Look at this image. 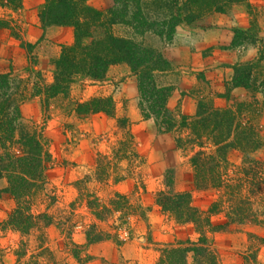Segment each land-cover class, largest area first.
Wrapping results in <instances>:
<instances>
[{"label":"trees","instance_id":"trees-1","mask_svg":"<svg viewBox=\"0 0 264 264\" xmlns=\"http://www.w3.org/2000/svg\"><path fill=\"white\" fill-rule=\"evenodd\" d=\"M245 2L247 0H111L109 8L98 10L91 7L88 0H46L40 15L44 26H71L75 40L63 47L54 64L52 83L43 82L38 72L37 83L33 85L30 77L17 82L13 71L0 74V176L6 178V191L17 203L14 212L0 224V229L28 235L36 228L41 229V225L48 228L55 220L48 213L33 212V201L45 190V172L53 159L45 137L38 130L31 131L23 126L21 104L39 99L45 119H50L51 102L63 97L74 105L70 111L80 119L100 113L116 119V103L112 98L75 102L70 100L69 93L78 78L83 77L90 83L105 82L109 68L117 64L130 66L137 78L139 108L144 120H152L160 132L173 136L176 148L188 158L195 189H213L219 195L207 210H200L194 206L192 193L174 192L172 178L165 175L167 191L156 194V205L176 225L193 226L198 238L162 250L161 261L188 264L191 257L193 264H220L212 235L246 223L264 225V208L261 211L252 209V199L264 196V160L250 156L263 147L254 122L257 116L252 117L250 107L242 103L215 108L200 102L194 116L173 112L168 107L173 88L158 83L159 75L168 72L170 64L157 49L134 38L154 35L169 44L179 26L207 30L212 27L213 14L226 13L232 5ZM21 7L22 0H0V9L12 13L7 16L0 13V31L17 30L19 33L20 27L13 15ZM116 26L126 27L133 37L116 35ZM249 33L234 30V45L240 44L237 36ZM15 37L20 38V33ZM23 45L30 51L34 49L31 44L23 42ZM254 67L253 64L236 65L233 86L251 89ZM243 114L250 116L241 117ZM116 120L119 128L127 129L132 137L128 118ZM232 150L249 154V159L240 174L229 178L223 172L228 166L227 155ZM98 163L99 170L101 163ZM122 180L118 177L116 182ZM51 199L54 204L55 198ZM95 215L101 219L100 215ZM218 215H224V221L215 224L213 218ZM86 235L89 244L104 238L89 232ZM258 241L260 245L255 254L244 253V264H263L258 253L264 247V239Z\"/></svg>","mask_w":264,"mask_h":264},{"label":"rangeland","instance_id":"rangeland-1","mask_svg":"<svg viewBox=\"0 0 264 264\" xmlns=\"http://www.w3.org/2000/svg\"><path fill=\"white\" fill-rule=\"evenodd\" d=\"M0 13L7 16L11 12L0 9ZM119 28V31L114 29L116 35L127 37L133 35L132 31L126 27L119 26ZM5 31H9L10 34L14 32L12 37L19 36L17 30ZM14 34L16 35L14 36ZM255 36L256 33L254 32L247 36L239 35L237 42L250 41ZM134 38L151 48H155L154 44L160 45L161 41L159 37L154 35H149L144 40L141 37L134 36ZM25 50L28 54L29 66L26 73L13 71L17 82L20 78L30 77L32 85L36 84L35 78L38 72L42 75L43 82L52 83L53 71L48 69V72L43 73L38 70L34 55H31L34 49L30 51L25 48ZM260 56L264 60V48ZM34 62L36 66H34ZM250 81L251 89H245L250 92L260 90L264 93L259 80L251 78ZM105 82L90 83L83 77L78 78L71 87L70 100L85 102L92 98L109 97L114 100L112 96L103 95L100 87ZM158 83L161 85L159 78ZM224 96L226 99L232 100L229 90ZM34 101H38L37 108L32 103ZM235 101L233 100V107L237 105ZM114 102L116 103L115 100ZM259 103L257 100L252 101L249 108L250 115L252 117L257 116L254 118L255 124L262 112L261 108L257 106ZM206 104L216 107L213 101ZM73 106L69 100L63 97L53 100L48 112H51L50 119H45L41 101L37 98L27 100L20 106L23 126L31 131L38 130L39 134L45 137L48 151L53 159L45 172V190L33 201V212L51 215L55 219L51 226L54 225V227L59 228L63 233V238L58 245H55L56 242L51 244L52 240L50 241L46 235L47 229L51 226L45 229L41 225V229L36 228L28 235L19 234L11 229L5 231L0 229V264H2V257L6 255L3 252V247L6 246H17L15 255L22 259L21 264H70V261L80 260L83 262L82 249L75 245L73 237L82 233L87 237V232L96 237L103 235L102 240L110 239L117 243L136 240L142 248H152L159 251L160 260L158 264H166V262L161 261L162 250L169 246L170 248H172L171 246L176 247L178 242L189 239L196 241L198 235L194 231V227L189 225L190 228L185 226L180 230L188 232L192 230L193 239L188 237V233L187 236L179 233L171 243L154 241L153 231L165 232L170 227L172 229L175 227L174 221L163 214L155 202L158 192L167 191L165 175L172 178L174 192H191L194 206L200 210H207L211 203L218 198V192L213 189L203 191L195 189L193 168L188 158L176 148L173 136H171V140L168 136L159 137L160 134L152 140L145 139L144 135L148 134V130L143 131L138 128L135 129V132L139 130L140 138L137 139L132 133L133 125L130 122L132 136L130 137L127 129L119 128L117 116L112 123H109L110 117L104 113L92 115L87 119H80L70 111ZM246 115L247 117L250 116L243 114L241 117ZM256 126L263 147L254 151L250 156L252 159L262 161L264 160V129L258 124ZM248 156L249 154L241 153L238 150L230 151L227 155L228 166L223 173L229 178L234 177L238 172L240 174L241 169L244 168V163L249 159ZM98 162L101 163L99 170ZM118 177L123 178L119 183L116 182ZM50 197L55 198L54 204H51L52 199ZM252 200L254 211L263 210L264 196L261 198L257 196ZM95 214L100 215L101 219H98ZM223 221L224 215L213 218L215 224ZM75 224L81 225L83 230L76 231ZM244 225L247 226L239 228L246 232L247 236V247L240 252L242 257L247 252L255 254L256 248L260 245L258 239H264L261 236L264 233V225L253 223ZM252 228L258 231L256 232ZM121 232H127L129 238L122 240L119 237ZM212 241L215 245L218 244L215 239ZM216 251L218 252V249ZM76 255L79 259L75 257ZM11 257H14L13 254Z\"/></svg>","mask_w":264,"mask_h":264},{"label":"crops","instance_id":"crops-1","mask_svg":"<svg viewBox=\"0 0 264 264\" xmlns=\"http://www.w3.org/2000/svg\"><path fill=\"white\" fill-rule=\"evenodd\" d=\"M88 3L95 9L106 10L110 7L111 0H88ZM45 6L46 0H22L21 9L13 15L20 27V38L12 37L9 31H0V74L9 71L27 72L29 59L23 42L34 46L31 55H34L38 70L43 73L48 72V69L53 71L63 47L73 44V27L44 26L40 15ZM211 25L207 30L179 26L171 43L166 44L161 40L160 45L154 44L155 49L170 64V70L158 77L162 86L173 88L168 102L169 109L175 113L194 116L200 102L213 101L215 108H229L233 107V100H236L235 104L242 103L249 107L252 101L257 100L260 102L257 106L262 112L256 124L264 129V93L233 86L235 66L249 63L256 67L253 69L252 78L259 80L261 89H264V61H260L264 48V0H247L245 3L234 4L226 13L213 14ZM118 29L120 30L119 26H116L115 31H119ZM234 30L254 32L256 36L253 40H243L235 46ZM142 39H147V36ZM100 89L103 95L114 98L116 116L128 118L133 125L132 133L137 139L140 138L139 130L135 132L138 128L148 130V134L144 135L145 139L152 140L159 134V137L168 136L172 139L169 134L162 135L152 120H144L138 108V82L127 64L111 66L107 81ZM228 90L232 100L224 96ZM32 103L37 108L38 101ZM112 121L115 119L110 118L109 123ZM7 188L6 178L0 176V223L6 221L17 207L16 200L6 191ZM245 226L247 225L234 226L228 232L212 235L218 243L215 246L220 264H244L240 252L247 247V236L239 228ZM182 227L185 226L175 224L174 229L170 227L165 232L153 231L154 241L171 243L179 233H188V237L193 239L192 230H180ZM62 234L54 225L46 231L48 239L52 240L51 244L56 242L55 245L62 241ZM261 236L264 237V233ZM73 238L75 245L82 249L84 261H70V264H158L160 260L159 251L142 248L136 240L120 244L108 239L89 244L84 233L74 235ZM3 249L6 255L2 257V264L22 263V259L15 255L17 246H6ZM258 256L264 264V247L260 249ZM188 264H193L191 257Z\"/></svg>","mask_w":264,"mask_h":264},{"label":"built area","instance_id":"built-area-1","mask_svg":"<svg viewBox=\"0 0 264 264\" xmlns=\"http://www.w3.org/2000/svg\"><path fill=\"white\" fill-rule=\"evenodd\" d=\"M75 229H76V231H77V230H80V231L83 230L81 225H76ZM119 237H120L122 240H127V239L129 238V235H128L127 232H123V233L121 232V233L119 234Z\"/></svg>","mask_w":264,"mask_h":264}]
</instances>
